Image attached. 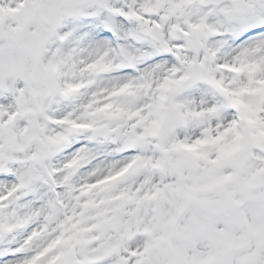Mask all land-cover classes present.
Returning <instances> with one entry per match:
<instances>
[{"label":"snow or ice","instance_id":"obj_1","mask_svg":"<svg viewBox=\"0 0 264 264\" xmlns=\"http://www.w3.org/2000/svg\"><path fill=\"white\" fill-rule=\"evenodd\" d=\"M0 264H264V0H0Z\"/></svg>","mask_w":264,"mask_h":264}]
</instances>
